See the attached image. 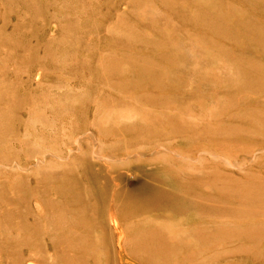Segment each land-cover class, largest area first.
<instances>
[{"label": "rangeland", "instance_id": "374dc122", "mask_svg": "<svg viewBox=\"0 0 264 264\" xmlns=\"http://www.w3.org/2000/svg\"><path fill=\"white\" fill-rule=\"evenodd\" d=\"M195 3L237 36L190 28L166 6L189 12L191 0H0V207L12 211L7 198L21 201L37 182L85 177L88 162L115 172L123 156L126 185L153 172L177 194L164 213L124 228L142 246L140 228L157 226L169 256L135 254L128 242L124 264H264V190L243 185L264 179V0ZM240 54L254 78L234 64ZM215 175L232 188L216 190ZM40 197L30 215L22 203L27 221L10 212L7 224H24L19 236L44 248L14 254L3 239L16 229L0 215V264H18L17 254L40 264L59 235L62 225L35 216L68 208L55 194ZM106 237L97 224L76 235L80 264H122ZM147 244L158 246L153 236ZM242 249L251 256L237 257Z\"/></svg>", "mask_w": 264, "mask_h": 264}, {"label": "bare ground", "instance_id": "6f19581e", "mask_svg": "<svg viewBox=\"0 0 264 264\" xmlns=\"http://www.w3.org/2000/svg\"><path fill=\"white\" fill-rule=\"evenodd\" d=\"M191 1L193 2V7L189 12L173 11L170 5L166 6L170 11L176 12V15L181 14L184 16L186 24L190 28L206 29L212 27L214 29V34L224 36L225 38L237 36L236 34L228 33V22L221 13L212 11L210 7L204 4L195 3L197 0ZM248 1L251 0H243L244 4H247ZM213 47L216 46L214 45ZM220 47L221 46H219V48ZM246 62L247 59L242 54H240L239 58L234 60L236 66L245 69V73L249 77L254 78L255 72L249 65L241 67L246 64ZM109 159L111 160L112 158ZM123 159H125L123 156L117 158L119 163L116 164L117 168L115 172L108 170L106 168L107 165H97L93 162H88V172L83 178H78L73 175H64L57 179L58 184L52 187L50 183L37 182L34 186L30 187V193L21 201L15 196L7 198L13 205V210L10 212L14 213L23 221H27V219L22 213V203L25 205V210L28 211L30 215V213H33L29 205L30 200L37 196H41L40 201H43L50 197V195L55 194V196L61 199V205L64 208H68L61 210L56 216L52 214H43V212H41V217L39 215L35 216L36 219L42 222L43 219L47 220L48 218L56 224L62 225L59 229V235L48 239V243L45 242V254L40 264L86 263V260H80L82 256L80 253L84 251V246L80 244L81 242L76 241L75 238L76 235L82 233V231L89 232L91 227L96 226V224L98 227L104 229V231H107V237L105 239L106 244L112 245L110 242L117 244L120 253L119 257H121V259L125 254L123 244H127L128 242L130 244L128 247L131 248L132 251H135V254L144 251L146 256L150 258H153L154 254L160 258L169 256V252H171L173 248L166 243V240L159 232L157 226L140 228L142 229V233L141 236L138 237L142 239V246L140 243L135 244L132 240L125 239L124 228L127 226V221L130 218L135 219L137 222L135 224H137L139 228V223L143 221L142 213H146V217H156L160 215L158 213H164L165 211H162V208H168L172 203L173 197L177 196V194L168 187L162 188L159 185L161 178L153 172H144L143 182L135 188L129 187L124 180V167L127 163L124 162ZM224 177L225 175L218 178V176L215 175L211 181L216 190L219 188L221 191H226L227 189L225 187L232 188L230 184H225L220 181ZM234 180L237 183L242 182L240 179ZM253 181L255 182L254 184H243L247 187L245 190L247 193H252V187L254 186L264 190L263 178H255ZM195 184H198L197 181ZM185 196L180 195V197H183L182 200L187 201L189 198L187 195ZM209 197L215 201L219 196L213 191ZM44 205L47 210L46 201H44ZM216 206L217 205L214 203V208H216ZM10 212L0 207V215H3L5 218V223L3 222V217H0V219L4 225L8 229H16V231L9 230L7 238L3 239L4 242H7V246H12L14 254L15 250L20 247L29 248L30 251H33L32 248L35 247H39L40 249L44 248L40 241H38V245L35 240L30 241L24 234H22V237L19 236L20 232L18 229L24 228V224L17 225L16 227L7 224L8 219L11 217ZM67 215H70V218L67 217ZM108 222H110V225ZM108 228L112 229L111 238H109L108 235ZM45 235H47V233ZM152 236L157 240V249L147 244ZM30 238L32 239V236H30ZM135 239L137 238L135 237ZM79 241H81V239H79ZM17 243H21L23 246H18ZM241 251L242 253L236 254L237 257L251 256V250L242 249ZM172 254L175 258L176 254ZM13 259L18 262V264H22L24 256L23 254H17L13 256ZM122 264H124V258Z\"/></svg>", "mask_w": 264, "mask_h": 264}]
</instances>
